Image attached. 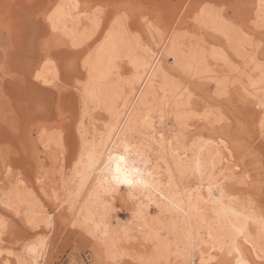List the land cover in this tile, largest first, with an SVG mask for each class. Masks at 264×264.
<instances>
[{"label":"bare ground","instance_id":"bare-ground-1","mask_svg":"<svg viewBox=\"0 0 264 264\" xmlns=\"http://www.w3.org/2000/svg\"><path fill=\"white\" fill-rule=\"evenodd\" d=\"M71 1L52 0L49 15L57 11V6H62L56 19L57 32L70 40L75 48L85 44L89 34L86 38L80 36L93 25L92 16H88L85 27V22L76 13L79 9L77 3ZM259 2L251 8L254 10L253 21H257L264 12L262 0ZM202 9L204 6L201 5L193 8L197 28L210 29L213 32L211 37L191 38L181 32L183 28H188V15H185L177 28L162 38L159 48H154L148 41L141 42L140 37L129 38L127 30L118 21H113L95 51L87 56L94 72L90 90L97 100L91 107H86L81 101V93L79 95L80 116L74 121L79 145L71 143L68 171L61 167L56 172L59 183L56 182L52 188L56 194L52 200L56 208L65 205L67 216L72 218L71 225L82 228L94 239L107 264H133L129 262L132 257L119 262L125 256H131V252L126 253L128 251L125 252L121 245L129 240H135L138 248L136 256H133L136 264H160L161 261L163 264H185L186 260H191L193 264L194 258L201 262L200 243H196L193 253L191 242L206 241L209 233L216 245L213 261L216 258L227 259L220 248L223 245L227 249L233 243L234 225L242 227L245 233L235 241L240 254L243 256L249 248L256 256L260 254V220L264 210L255 201L257 198L248 192V186L263 180L264 173H258V179L255 178L258 183L253 182L246 170L238 165L244 153H248L249 145L243 144L234 133L242 132L245 126L238 119L235 120L233 132L228 123L232 119L229 115L223 122H218L215 115V108L218 107L211 108L214 112L207 107L199 112L194 97L200 95L203 86L192 82L204 85L212 81L215 94L218 85H222L225 92L233 86L248 101L257 103L260 112L254 120V131L264 135V108L261 107L264 100V72L261 70L262 64L258 63L256 47L246 48V29L233 27L222 13L217 16L213 8L207 9L198 21L196 17ZM47 21L52 30V23ZM253 26L260 28L257 23ZM147 31L153 38V31L148 28ZM257 35L264 39V31ZM230 56L237 59L235 66ZM120 58L126 60L129 66L125 68L127 70H121ZM110 65L118 69L114 76L107 74ZM215 65L220 69L217 70ZM83 67L85 70L84 62ZM85 74L83 84L89 80L86 70ZM188 93H191V100ZM188 105L192 106L195 114L178 120L176 114ZM160 107L166 109L163 119L158 110ZM95 110L105 114L103 125L97 126L96 114L91 113ZM234 114L237 115L236 112ZM215 123L227 129L218 141L198 129V125L212 128ZM81 127L86 141L81 139ZM248 136L251 137V133ZM36 139L46 155L54 161L67 144L63 134H51L42 128ZM118 140L133 149L131 158L145 170L146 177L149 172L152 173L148 179L154 182V190L137 192L135 199L128 197L133 202V209L127 224L120 223L115 219L116 215H112L114 199H105L107 193L100 187L102 173L97 167L101 159L107 161V150H111ZM92 142L97 146L104 145L100 147L101 155L96 157L95 164L89 160L87 152L81 160L83 144ZM20 188L15 196L30 192L25 186ZM3 193H0L1 205L13 208L12 205L17 202L14 194L7 196ZM142 202L144 207L140 213L138 209ZM22 203V206L15 207V213L21 209L23 221L27 224L34 227L39 222L45 226L52 225L49 212L43 211L45 218L37 221L35 210L31 207L33 203L29 199ZM0 222H3L2 218ZM245 240L248 242L245 243ZM25 246H35L36 250L28 253ZM25 246L20 251L12 252L11 256L0 250V262L19 264L18 257L23 254V257L32 258V264H44L47 246L45 234ZM208 251L213 252V249L208 248ZM232 264H235L234 260Z\"/></svg>","mask_w":264,"mask_h":264},{"label":"rangeland","instance_id":"rangeland-1","mask_svg":"<svg viewBox=\"0 0 264 264\" xmlns=\"http://www.w3.org/2000/svg\"><path fill=\"white\" fill-rule=\"evenodd\" d=\"M51 1L2 0V3H0V65L7 63L9 68L7 74L0 72V193L4 192L3 194L7 196H11L10 193L14 194L17 200L11 209L3 207L0 203V219L2 218L3 223L6 225V234L0 236V250L3 254L20 251L23 246L45 234L47 246L44 264H107L94 239L85 233L82 228L71 225L72 218L67 216L65 205L56 208L52 200L54 196L52 188L56 186V182L59 183L56 172L61 167L64 168V171H68L66 168L71 143L75 142L76 146L79 145L80 139L74 121H77L80 116V93L76 92L75 88L70 93L65 92L64 95L70 98L65 101L61 109V94L55 88L35 81V72L43 70L44 65L38 41L49 35L58 36L62 43L57 51L68 54L65 62L71 64L73 84L77 81L83 84L86 81L83 67L84 58L95 51L108 30L107 28L113 21H118L119 17L129 15L134 17L132 25L126 29L129 38L139 39L140 37L141 42L146 43L148 41L154 45V48H159L162 38L166 37L169 32L174 31L185 15H188L185 16L188 28L181 27L183 28L181 32H185L187 37L213 36V32L208 28L198 30L195 20L196 12L193 10L196 5H209L208 9L222 10L221 13L223 17H226L227 22L231 23L232 26L235 22L233 27L246 29L244 34L248 42L246 48L249 46L256 47L258 63L263 65L264 46L262 45H264V39L259 38L257 35L261 32V28L255 29V26H253V20H255L252 17L254 10H251L261 0H73L79 8L75 12L81 16L78 18L85 22V27L88 23V16H92L97 8L103 10L101 23L94 28L93 26L86 28L85 32L87 33L80 36L86 38L89 34L85 39V44L75 48L70 44V40L62 36L61 33L53 34L50 29L44 13L47 12L48 15L51 13ZM2 4L11 5L8 9L7 19L4 17ZM120 5H145L143 11L159 13L160 17L166 22L164 29L156 30L153 38H151L147 28L142 25L141 20L143 17H139L138 20L135 19L142 9L118 7ZM249 12H252V14H249ZM22 57L23 64L21 63ZM230 58L235 66L237 59L234 56H230ZM77 61H79L78 67ZM118 62L121 63V70H127L125 68L129 67L124 58L118 59ZM215 68L220 69L218 65H215ZM55 70L60 71L59 67ZM16 71L21 72L31 84H35L40 97L49 102L46 113H36L29 110L25 101L27 92L22 91L17 81L12 78V73ZM61 74L63 75L62 72ZM192 83L203 86L200 95L194 97L195 106L199 112H202L205 107L209 110L218 107L219 110L215 108L217 112L232 116V119L229 120L230 123H228L233 132L235 130L232 125L235 120L238 119L245 126V130H242V132L234 133L238 140L243 141L246 146L249 145L248 153H244L242 156L244 159L241 158L240 164H237L246 170L253 182L258 183V173H264V135L254 131V120L260 112L258 110L260 108H257L259 105L248 101L246 97L235 91L233 86L228 88L226 92V96L231 97V100H227L226 97L222 98L215 94L212 81L203 82L204 85L196 81ZM235 112L237 115L234 114ZM91 113L96 114L97 126L104 124L106 116L102 111L95 110ZM198 126L200 131H205L207 137L212 136L216 141L223 136V131L226 129L216 123L212 128L208 126L205 129L200 125ZM41 128L51 134H63L67 140L63 153H58L56 161L46 155L36 139ZM250 133L251 137L248 136ZM62 157L64 162H62ZM23 186L27 191L30 190V194L27 192L23 196H21L23 193L15 196L21 189L20 187ZM248 188L250 189L248 192L253 198H257L255 201L259 206L262 205L261 208L264 210V179L256 185L248 186ZM255 188L261 190L256 191ZM27 199L33 203L31 207L35 210L34 216L37 221L42 217L45 218L43 211L51 214V226H45L39 222L34 227L27 224L25 220L23 221L21 209L19 213H15L17 211L15 207L22 206V201ZM127 200L125 202V199L122 198L113 201L112 215H116L115 219L122 224L129 222L130 211L133 209L132 200L129 198ZM134 241L129 240V242L124 241L127 242L125 244L121 243L124 251H128L126 252L128 254L131 252V256H125L119 262L128 261L132 257L129 262L136 264L133 258L136 256L138 248L135 246ZM134 247L136 248L134 249ZM126 248H129V250ZM243 258L252 262V264H260L259 260L256 259L257 256L251 252V248L243 254ZM193 264H201V262L194 258Z\"/></svg>","mask_w":264,"mask_h":264},{"label":"snow or ice","instance_id":"snow-or-ice-1","mask_svg":"<svg viewBox=\"0 0 264 264\" xmlns=\"http://www.w3.org/2000/svg\"><path fill=\"white\" fill-rule=\"evenodd\" d=\"M0 3H2V0H0ZM2 6L4 9V17L5 19H7L8 9L11 7V5L2 4ZM118 7L142 9L139 12V16L135 17V19L138 20L139 17H143L142 25L146 26L150 31H153L154 34L156 30H163L165 27L166 22L160 17L159 13L155 11H143V9L146 7L145 5H120ZM209 7V5H205L204 9L198 12L196 17L198 21ZM261 7L262 9H264V0H262ZM61 8L62 6H57V11L53 12L51 15H48L47 12L44 13V15L47 16V19L52 23L53 34H56L58 31L56 19L60 15ZM102 11L103 10L101 8H97L96 12L92 15L91 22L93 28L101 23ZM221 11L222 10L220 9L216 10L217 16L220 15ZM133 19L134 17H132L131 15L122 16L118 18V22L120 26L126 30L132 25ZM253 22L257 23L261 30L264 31V12L261 13L257 21ZM233 26H235V22ZM61 43L62 41H60L58 36L56 35H49L38 41L39 48L42 52V59L44 61V65L43 70L35 72V81L43 82L44 84L49 85V87L55 88L56 91L61 94V109L65 101L70 98L66 97L64 93H70L73 88H75L76 92L81 93V101L83 105L86 107H91L92 104L96 102L97 97L90 90L92 80L94 78V72L92 70L90 57L84 58L85 70L88 72L89 76L87 84L82 85L79 81L73 84L71 75V64L65 62L68 54L57 51L61 47ZM21 63L23 64V57L21 58ZM78 64L79 61H77V67ZM58 67L60 71L55 70ZM261 70L262 72H264V65H261ZM117 71V68L112 67L110 65L107 74L109 76H114ZM0 72H3L5 74L9 73L7 63L0 65ZM61 72L63 73V75L61 74ZM12 78L17 81L22 91L27 92V95L25 96V101L28 105L29 110L36 113H46L49 107V102L40 97L38 91L36 90V85L31 84L30 81H28L25 76L19 71L12 73ZM262 83H264V81H262ZM82 89L83 91H81ZM182 91L187 90L182 89ZM217 95L222 98L226 97L227 100H231L230 96H226V92L222 85H218ZM188 99H192L191 93H188ZM261 107L264 108V100L261 101ZM158 110L161 119H163L166 109L160 107ZM194 114L195 113L192 109V106L188 105L176 115L178 120H182L186 117H191ZM215 115L216 120L218 122H223L226 118V114L222 112H217ZM81 139L84 141L87 140V137L84 136L83 127H81ZM100 147H104V145L101 144L100 146H97L95 142H92L91 144H83L81 150V160L84 159V153L87 152L89 160H91V162L95 164L96 157L98 155H101ZM132 151L133 149L129 148L127 144L122 143L118 140L117 143L111 146V150H107V161L105 162L103 159H101L99 165H97V167L101 169L102 173L100 187L105 193H107L105 199H107L108 197H111L114 200L124 198L125 202H127L128 197H132L133 199H135L137 192H147L149 190H154V182L148 179V177L152 176V173L149 172L147 174V177L145 176V170H142L140 167H138L137 161L131 158ZM121 186L126 187L122 188ZM54 195L56 194L54 193ZM57 206H59V201L57 203ZM143 207L144 204L142 202L138 209L140 213L143 212ZM260 224L262 229L261 247L260 254L257 256L256 259L259 260L260 264H264V214H262ZM233 227L235 229V232L231 237L233 243L229 245L227 249H225L223 245L220 248V251L224 253L227 259L216 258L213 261L212 256L214 254L216 245L213 242V237L211 233H209V235L207 236L206 241L191 242V249L193 253L196 251V243H200L199 250L202 254L201 264H232L233 260L235 261V264H252V262L243 258L239 251V245L235 242L239 236L245 235L243 228L236 227L235 225ZM5 234L6 225L3 222H0V236H3ZM247 242L248 241L245 240V243ZM205 244L207 246H205ZM25 247L28 253H34L36 250L35 246ZM208 248H212L213 252H209ZM255 250V246L253 245V251ZM0 255H2V253H0ZM8 255L11 256L13 255V253L9 252ZM18 260L19 264H32V258L23 257V254L18 257ZM0 264H3V262H0ZM141 264H143V262H141ZM149 264H152V262H149ZM160 264H163V261H161ZM185 264H192V261L186 260Z\"/></svg>","mask_w":264,"mask_h":264}]
</instances>
